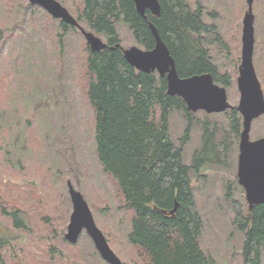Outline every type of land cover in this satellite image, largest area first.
<instances>
[{
    "label": "rangeland",
    "instance_id": "rangeland-1",
    "mask_svg": "<svg viewBox=\"0 0 264 264\" xmlns=\"http://www.w3.org/2000/svg\"><path fill=\"white\" fill-rule=\"evenodd\" d=\"M58 1L75 16L82 7L80 0ZM189 2L193 7L200 5L203 20L215 25L228 45V53L216 44L208 49L217 72L227 75V100L235 106L246 0ZM0 5V209L20 210L27 225L16 228L0 210V233L9 241L2 252L6 264H107L84 230L75 243L63 237L72 211L68 181L82 193L96 225L122 263L138 264L140 259L134 257L135 248L127 239L129 214L119 208V187L95 153L94 113L86 97L84 69L79 68L85 39L75 27L62 33L58 20L28 0H0ZM33 7L37 9L30 11ZM252 12V64L264 97V0H253ZM42 23L55 31L42 30L37 26ZM117 30L125 48L140 47L125 23H118ZM225 112L197 111L190 116L183 161L189 164L200 153L206 125L213 133L210 140L217 154L212 163L207 162L211 165L203 171L204 181L192 178L203 201L198 204L204 220L199 244L218 264H242L241 234L231 224V201L245 199L236 177L239 139L229 134ZM169 123L171 136L177 140L187 123L183 112L173 111ZM262 136L264 114L253 119L249 129L251 140Z\"/></svg>",
    "mask_w": 264,
    "mask_h": 264
},
{
    "label": "trees",
    "instance_id": "trees-1",
    "mask_svg": "<svg viewBox=\"0 0 264 264\" xmlns=\"http://www.w3.org/2000/svg\"><path fill=\"white\" fill-rule=\"evenodd\" d=\"M80 1L77 21L106 41V47L99 50H91L85 42L79 68L84 69L82 77L88 83L86 97L94 113L96 157L119 187L122 197L119 208L125 209L130 217L127 239L135 248L134 257L140 259L138 264H218L199 244L204 220L198 204L201 206L203 201L192 182L217 154L204 147L212 132L204 126L200 153L196 152L192 161L185 164L183 152L193 113L181 97L167 93L164 76L155 71H139L126 62L117 24L128 26L140 48L151 49L152 23L174 58L180 77L209 73L214 82L223 85L227 84V75L217 72L208 47L216 44L228 53L227 43L215 25L203 20L200 5L193 7L189 0H158V16L148 9L141 15L133 0ZM29 18L35 23L32 12ZM58 22L62 33L75 29ZM37 26L48 32L53 28L43 23ZM173 111H182L187 122L177 140L170 133L169 116ZM225 114L229 134L237 140L239 114L235 109ZM227 191L230 192L229 187ZM174 203L177 206L170 213ZM231 204V224L241 234V263L264 264V202L252 205L251 209L246 199H233ZM0 210L16 228H27L20 210ZM8 242L0 233V264H6L2 252Z\"/></svg>",
    "mask_w": 264,
    "mask_h": 264
},
{
    "label": "water",
    "instance_id": "water-1",
    "mask_svg": "<svg viewBox=\"0 0 264 264\" xmlns=\"http://www.w3.org/2000/svg\"><path fill=\"white\" fill-rule=\"evenodd\" d=\"M28 2L41 6L53 18L78 27L91 50L106 47L105 42L99 36L79 26L76 19L57 0H28ZM133 2L141 15L146 9L152 15H159L158 0H133ZM252 3L253 0H246L247 9L242 18L241 62L238 66L236 79L239 99L237 105L234 106L242 117L236 177L237 182L245 191V199L249 209L254 204L264 202V136L253 140L249 138L251 121L264 113V97L252 64L254 42ZM149 26L154 37V46L151 49H142L135 45L122 48L124 59L130 66L145 73L155 71L160 76H164L167 83V93L181 97L186 108L190 111L202 109L206 112H222L233 107L227 101L225 88L215 84L211 74L203 73L180 77L176 70L174 58L170 55L169 49L158 34L156 27L152 23ZM67 190L72 211L69 215L64 238L70 243H75L84 230L105 262L123 264L110 248L103 232L96 225L82 193L76 190L70 181L67 182ZM176 206L177 203H174L170 213L175 210Z\"/></svg>",
    "mask_w": 264,
    "mask_h": 264
},
{
    "label": "flooded vegetation",
    "instance_id": "flooded-vegetation-1",
    "mask_svg": "<svg viewBox=\"0 0 264 264\" xmlns=\"http://www.w3.org/2000/svg\"><path fill=\"white\" fill-rule=\"evenodd\" d=\"M62 4V3H61ZM63 5V4H62ZM67 9V8H66ZM68 10V9H67ZM68 12H69V10H68ZM70 13V12H69ZM75 19H76V16L75 15H73L72 13H70ZM60 22H62L61 20H59ZM64 23V22H63ZM78 24L81 26V27H83L79 22H78ZM74 27V26H73ZM75 28L76 29H79L78 27H76L75 26ZM84 29V28H83ZM85 30H87V29H85ZM78 31V30H77ZM101 39H102V41L103 42H106L105 40H104V38H102L99 34H97ZM83 36V35H82ZM217 83V82H216ZM218 84H220V83H218ZM221 85H223V84H221ZM233 108H231L230 110H232ZM197 111H204V110H197ZM197 111H195V112H197ZM192 112V111H191ZM205 112V111H204ZM192 113H194V112H192ZM240 115V114H239ZM241 117V116H240ZM241 121V122H240ZM241 128H242V117L239 119V131H238V133L240 134V130H241ZM239 134H238V138H239ZM211 135H213V133H211ZM214 146V144L212 143V141L210 140L209 142H207V144H205L204 145V147H205V149L207 150V151H210V152H213V149H212V147ZM236 173H237V171H236ZM200 174V176L199 177H195V180L196 181H199V180H201L202 179V177L203 176H206L205 175V173H199ZM198 175V174H197ZM244 191V190H243ZM68 242V241H67ZM94 245V244H93ZM95 248V247H94ZM96 250V249H95ZM96 252H97V250H96ZM98 253V252H97ZM98 255H99V253H98ZM100 256V255H99ZM100 258H101V256H100ZM102 259V258H101ZM103 260V259H102ZM104 261V260H103ZM105 262V261H104ZM107 263V262H106ZM108 264V263H107Z\"/></svg>",
    "mask_w": 264,
    "mask_h": 264
}]
</instances>
